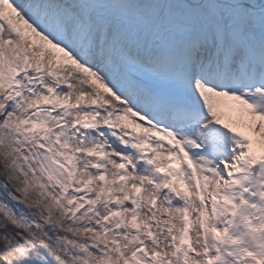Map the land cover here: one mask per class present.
Instances as JSON below:
<instances>
[{"label": "snow or ice", "instance_id": "obj_1", "mask_svg": "<svg viewBox=\"0 0 264 264\" xmlns=\"http://www.w3.org/2000/svg\"><path fill=\"white\" fill-rule=\"evenodd\" d=\"M0 264H264V0H0Z\"/></svg>", "mask_w": 264, "mask_h": 264}]
</instances>
